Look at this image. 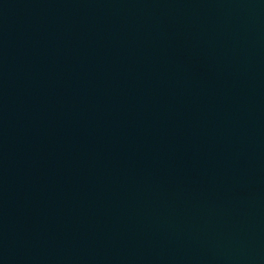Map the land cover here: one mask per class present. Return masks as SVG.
Instances as JSON below:
<instances>
[{"label":"water","instance_id":"1","mask_svg":"<svg viewBox=\"0 0 264 264\" xmlns=\"http://www.w3.org/2000/svg\"><path fill=\"white\" fill-rule=\"evenodd\" d=\"M0 264H264V0H0Z\"/></svg>","mask_w":264,"mask_h":264}]
</instances>
